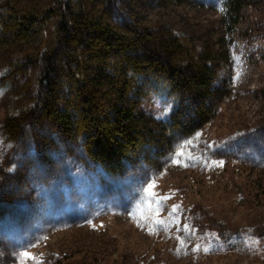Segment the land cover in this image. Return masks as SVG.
<instances>
[{"label": "rangeland", "instance_id": "rangeland-1", "mask_svg": "<svg viewBox=\"0 0 264 264\" xmlns=\"http://www.w3.org/2000/svg\"><path fill=\"white\" fill-rule=\"evenodd\" d=\"M116 1V28L169 27L213 47L225 92L176 146L149 143L107 173L47 120L12 137L18 108L0 89V264H264V0ZM130 96L168 118L145 81ZM196 207L230 236L195 223Z\"/></svg>", "mask_w": 264, "mask_h": 264}, {"label": "trees", "instance_id": "trees-1", "mask_svg": "<svg viewBox=\"0 0 264 264\" xmlns=\"http://www.w3.org/2000/svg\"><path fill=\"white\" fill-rule=\"evenodd\" d=\"M115 3L0 0V89L18 108L4 128L17 137L47 120L67 139L79 137L86 157L107 173L120 172L149 143L176 146L211 118L225 92L217 91L213 47L198 51L169 27L123 21L116 28L108 9ZM136 80L168 105V118L146 117L130 96ZM192 219L211 225L219 240L230 236L200 207Z\"/></svg>", "mask_w": 264, "mask_h": 264}, {"label": "snow or ice", "instance_id": "snow-or-ice-1", "mask_svg": "<svg viewBox=\"0 0 264 264\" xmlns=\"http://www.w3.org/2000/svg\"><path fill=\"white\" fill-rule=\"evenodd\" d=\"M150 188H151V185H150ZM22 256H23L24 258H27V257L31 256V253L24 252V253H22Z\"/></svg>", "mask_w": 264, "mask_h": 264}]
</instances>
